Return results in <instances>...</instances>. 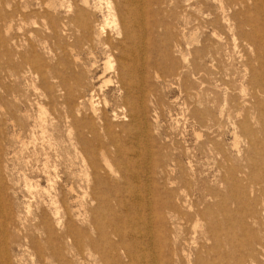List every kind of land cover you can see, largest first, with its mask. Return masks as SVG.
Listing matches in <instances>:
<instances>
[{
  "label": "rangeland",
  "instance_id": "1",
  "mask_svg": "<svg viewBox=\"0 0 264 264\" xmlns=\"http://www.w3.org/2000/svg\"><path fill=\"white\" fill-rule=\"evenodd\" d=\"M88 1L95 14L89 21L92 29L96 24L107 21L103 18L107 13V2L122 5L121 9L136 7L139 12L136 22L139 25L131 30L138 38L135 40L139 46L134 47L133 57L128 61L118 59V54L108 57L103 52L105 47L97 51V73L92 84L98 102L106 98L108 103L106 106L99 104L101 120H97L94 135L87 129L83 132V129L80 130V146L73 144L79 129L73 126L67 129L63 121L67 109L57 96V82L51 78L53 74L50 72V75L32 77L28 74V63L23 56L28 51V40L33 38L41 69L49 67L50 71L52 69L60 74L68 72L69 75L84 78L79 68L68 70L64 67L66 61L71 67L73 62L70 55L64 56L61 51L66 41L61 38L63 32L58 28V19L73 16L77 7H82V1H65V4L73 6L70 12H66L64 8L53 10L48 6L57 5L60 0H0V207L3 206V214L11 215L7 232H4L0 215V240L22 234L21 231L28 226V235L35 233L39 247H43L39 240L42 237L34 229V224L39 221L40 209L50 202L51 197L58 201L62 212L64 206L61 198L68 197V204L71 202L74 213H85V210L96 205V201L90 204L93 186H102L106 189L104 199H107L102 208L107 209L109 215L135 216L133 207L128 206L129 203L132 205L133 200L130 199L133 198L127 189L137 188L143 191L140 193L145 205L154 214H164L170 209L181 216V200L177 196L180 189L189 209L188 228H185V224L181 226L175 246L168 245L174 236L170 234L169 226L160 229L163 246H158V243L154 247L159 255L158 264H264V36L258 42L250 36L251 25H246L242 30L237 26L242 14L253 11L252 0H224L231 30H227V26L221 27L211 17L206 22L194 20L197 14L190 5L197 0H136L133 5H129L128 1L135 0ZM237 2L244 3L243 8ZM214 5L217 6V3L214 2ZM127 8L121 10L125 11L124 15L120 14L130 23ZM214 8H207L205 12L211 13ZM260 15L264 19L263 8ZM51 22L57 27L56 31H43ZM104 27L110 43L117 44L122 37L119 33L120 18L117 17L116 22L110 18ZM214 34L230 38L231 57L224 55L225 51H229L224 46L227 39H224L221 56L214 57L215 52L211 51ZM232 37L235 38L236 49H233ZM108 59L111 69L105 71ZM128 64L132 66V77L127 80V87H130L132 99L139 103L143 111L140 114L141 126L134 125L128 115L127 92L122 89L116 71H113ZM117 113L121 116L114 118L113 115ZM80 117L83 121L91 122L87 114ZM38 119L44 120L45 125ZM105 121L112 125L119 136L117 143L125 150L119 155L121 157L115 154L114 148L107 144V138L103 137L101 125ZM51 122L53 125H50ZM44 129L46 132L42 131ZM51 134L54 146L49 148L48 136ZM88 146L104 148L107 162L115 170V173H110L102 160L97 158L102 183L93 179L85 150ZM136 152L139 157L133 155ZM134 171L139 174L138 179L130 176ZM105 172L117 180L108 178ZM71 186L74 191L66 195ZM107 195H112V198ZM27 207H30V212ZM48 216L52 220L49 213ZM106 218L110 217L106 215ZM97 221L105 226V220L100 216ZM12 222L19 227H14ZM140 230L136 228V231ZM186 239L187 243L191 242L190 246L183 245ZM17 249L15 253L22 254L25 264L42 263L43 259L35 246L28 243V249ZM180 254H185L188 261L182 259ZM121 256L124 257L123 253ZM96 258L99 259L98 256ZM79 264H95L85 249Z\"/></svg>",
  "mask_w": 264,
  "mask_h": 264
},
{
  "label": "bare ground",
  "instance_id": "2",
  "mask_svg": "<svg viewBox=\"0 0 264 264\" xmlns=\"http://www.w3.org/2000/svg\"><path fill=\"white\" fill-rule=\"evenodd\" d=\"M60 1L61 2L58 3L57 5H56V3H54V5L49 4L48 6L53 10H57L56 9L57 7L66 9V12H70L72 10L73 6H71L70 3L65 4V1H69V0H60ZM81 1H82V7H80V8L77 7L76 12L74 11L75 14L73 16L62 17V18L58 19L59 20L58 28L61 29V32H63V36L61 38H63V40L66 41V42H64V45L61 48V51H62L64 56H66V54L70 55L72 62H73V65L71 67L69 62L66 61V64H64V67L68 70H71V68L72 69L73 68H79L81 70V74L83 75L84 78H82L81 76L69 75L68 72H66L64 74H60L59 72H56L55 70H52V69L50 71L49 67L45 70L41 69L40 63H39L40 61L38 59V55H37L36 49H35V40L33 38L31 39V41L28 40V51L25 52V54L23 56V60L28 63V65H27L28 66V74L32 75V77L34 75H39L41 77L44 76L45 74L50 75L49 73L51 72V74H53L51 76V78L56 79V82H57L56 87L59 88V89L57 88L58 93H59V94H57V96L59 97V99L63 100V104H65L66 109H67L66 110L67 115H65L63 121H64V123L67 124V126H68L67 129H69L72 126L74 128L77 127L79 129L78 134H75V136H74L73 144H76V145L81 144L79 141V136L82 137L81 134L83 131H85V129H87V131L89 133L94 135L97 120H98V118H99V120H101L100 115L102 113V110L99 108V104L102 103L103 106L104 105L106 106V104L108 103L106 98H103V99H101L102 101L98 102L96 89L92 84V79L94 78V76L97 73V67L95 66L96 59H97V51L99 50V48L105 47L103 52L105 54H108V57H110L112 54H118V57H120L118 59H124V60H127L130 57H133L134 47H136V45H137V40H135V39H138V38L133 34L134 30H131V28L134 29L136 26L139 25L138 22H136V17L139 13L135 9L136 7L135 8H129V6H128V8L127 7L122 8V9L127 8V12L129 14V17H130V19H129L130 23L129 22L127 23L125 21L126 19H124L122 17L124 15L123 12H125L124 10H123V12H121V10H122L121 6L122 5L121 6L120 5H113L114 3L112 4L111 2H107V6H106L107 7V13H106V15L103 16V18L104 19L106 18L105 20H107V21L111 18L116 22V18L119 17L120 21H121V30L119 32L122 35L121 40L118 41L117 44H112V43H110L108 37L105 36V31H104L105 27L104 26L107 23V21H105L103 24H100V23L96 24L93 29L90 28L89 21H90L91 17L94 16L95 14L91 10V7H90L88 0H81ZM214 2L217 3V6L214 5ZM225 2L226 1H224V0H197V2L195 4L190 5V7H192V9L195 11V14H197L196 17L194 18V20H198V21L204 20L206 22L211 17L217 23H219L221 25V27L223 26V28H224L225 26H227V30L228 29L231 30L230 25H228L229 18L227 19V16L225 14V9H226V5H227V3H225ZM230 2L232 3L234 1H230ZM250 2H251V7H252L253 11L249 14H244V15L242 14V16L240 17V22L238 23V25L237 24L236 25L239 28L241 27L240 30H242V28L245 27L246 25H251L253 28H252V31L250 33V36L252 39L256 38L257 41L259 42L263 39V36H264V19L260 15L261 8L264 9V0H252ZM135 3H136V0L135 1H128L129 5H133ZM138 4H140V3L138 2ZM236 4L241 5L240 8H243L244 3L237 2ZM212 7H215V8L213 9V11L211 13L208 11L209 13L207 14L205 12V9H207V8L212 9ZM231 8H233V6ZM247 8H249V7H247ZM238 9H239V7H238ZM243 10H241V11H243ZM120 12L123 13L122 16H121ZM150 17L152 18V16H150ZM0 18H1V16H0ZM226 23H227V25H226ZM131 25L134 27H132ZM56 28L57 27H55L53 22H51L43 28V31L46 30L47 32H50V31L55 32ZM136 30H138V29H136ZM242 34L245 35V33H242ZM44 36H46V35H44ZM103 36H105V37L102 38ZM213 37H215V40L213 41V47H212L211 51L215 52L214 57L217 55H219V57L221 56L222 51H223L222 47H224V46H226L229 49V51H225L224 55H228L231 57L232 47H231V49L229 48V41H228V39H230V38L227 35L222 37V36L217 35V34H214ZM232 38H233V42H234L235 38L234 37H232ZM224 39H227V42L225 41L226 42L225 45H224ZM143 40H145V39H143ZM47 43H48V41H47ZM235 45L236 44L234 42L233 49L236 47ZM246 45H247V43H246ZM137 46H139V44ZM259 46L261 48H263L262 44H259ZM208 47L210 48V46H208ZM208 52H209V50H208ZM144 56H145V54H144ZM210 61H211V59H210ZM107 64H108V66L105 69V71L111 69V66L109 65L110 64L109 59L107 61ZM154 66H155V62H154ZM131 67L128 64L126 66L117 67L113 71L114 72L116 71L115 74L117 75L118 82L120 83L122 89H125V91L127 92L126 93V101H128L129 112H130V114H128V115H130V118H131V120H133L134 125L141 126L140 125L141 124L140 114L143 111L139 107L140 106V105H138L139 103L137 104L132 99V95L129 93L130 87H127L128 86L127 80H129L132 77ZM152 67H153V65H152ZM8 68H9V66H8ZM26 69H23V70H26ZM20 72H22V71H20ZM10 76H11V74H10ZM238 79H239V77H238ZM84 80H85V82H83ZM234 82H235V80H234ZM10 83H12V81H10ZM11 85H13V84H11ZM260 89H262V88L260 87ZM260 89H258V90H260ZM263 90H260V92ZM16 91H18V90H16ZM124 95H125V93H124ZM107 107H110V106H107ZM202 110H201V112H203ZM221 110H222V108H221ZM207 111H208V108H207ZM81 114H87V116L89 117L88 120L91 119V122L90 121L89 122L83 121V119H81V117H80ZM42 116H44V115H42ZM113 116H114V118H117V117H120L121 114L117 113V114H114ZM39 119H40V117H39ZM39 119H38V121H42V119L41 120H39ZM207 119H209V118H207ZM59 120H61V119H59ZM43 121L41 123H43ZM125 121H127V120H125ZM211 121H213V120H211ZM209 122H210V120H209ZM52 123L53 122H51L50 125H53ZM39 124H40V122H39ZM101 126H102V128H101L102 132L104 134V135L103 134L102 135H103V137L105 136V138H107V141H108L107 144H109L112 148H114L113 150L115 151V154H117L118 156L121 155L123 153V151H125V150L123 149V147H120L118 145L117 138L119 136L113 130L112 125L108 121H105L102 123ZM203 127H206V126H203ZM45 129L42 131H45ZM80 130H82V132ZM141 131H142V129H141ZM125 132H127V131H125ZM42 133H44V132H42ZM41 135H43V134H40V136ZM76 135H78V136H76ZM42 138H44V136H42ZM136 138H138V137H136ZM89 140H91V139H89ZM130 140H132V139H130ZM126 141H128V140H126ZM97 143H99V142H97ZM97 143H95L93 145H96ZM128 143H130V142H128ZM41 144H43V143H41ZM47 145L49 148L54 146L52 134L48 136V144ZM136 147H137V145H136ZM85 150H87L86 156L89 158V163H90L89 167L92 169V176L96 182L100 181L102 183V176L99 175L100 174L99 170L101 169V167H100V164L98 162H96L97 158H100L102 160L103 164H105L108 167L107 170H109L110 173H115V170H113L110 166L111 164L109 165L110 162L109 163L107 162V159H106L107 154H105L104 148L102 149V147H99V146L98 147L95 146L94 148L88 146L87 149H85ZM115 154H114V156H116ZM167 154H168V152H167ZM112 155H113V153H112ZM133 155L136 157H139V153H137V152ZM129 156H131V155H129ZM119 157H121V156H119ZM119 157H117V158H119ZM148 157H149V154H148ZM108 160H110V159H108ZM120 164H122V162H120ZM171 164L173 166V163H171ZM43 167H44V165H43ZM54 167H55V165H54ZM114 167H116V166L114 165ZM126 168H128V167H126ZM47 169H48V167H47ZM51 170L54 171V169H51ZM118 172H116V173H118ZM104 174H106L105 176H107L110 179H116V178L111 177V176L109 177L108 173H106V172ZM140 175H142V174H140ZM160 175H162V174H160ZM45 176H47V175H45ZM130 176L132 178H135V179H138L140 177L137 172L135 173V171L133 174L131 173ZM180 176H182V175H180ZM48 181H49V179H48ZM87 181H88V178H87ZM119 181H120V179H119ZM176 181L177 180H175V182ZM108 182H109V180H108ZM114 182H115V180H114ZM120 182H122V181H120ZM133 182H134V180H133ZM50 183H48V184H50ZM131 183H132V181H131ZM177 183H178V181H177ZM188 184H190V182ZM132 185H134V184H132ZM122 187H124V186H122ZM145 187H148V186H145ZM183 187H184V185L182 186V189H183ZM179 188H181V187H179ZM131 189L132 190L127 189V191H129V193L131 194V196L133 198L130 200H133V201L131 202L132 205H130V203H129L128 206H130V208L133 207L132 210L135 212V214H136L135 216H130V215L129 216H127V215L121 216V214L119 216L117 214H116L117 216L116 215H109L106 212L107 209L102 208V204L103 203L105 204L104 200L106 199V198L104 199V193H105L106 189L103 188L102 186H99L98 188H96V186H93L94 192L92 193L93 196L90 200V204L93 203V201H96V205L92 209L85 210V213L82 211H77V213L76 212L74 213V211L71 209L73 205L71 204V202H69V204H68V199H67L68 197L67 198H65V197L61 198V202L64 206V211L62 212L60 210V207H58V203H57L58 201L54 197H51V198L49 197L50 202L48 204L47 203L44 204V207L40 209L41 216H39V218H38L39 221H37V223L34 224V229L39 231V233L42 237V239H39V240H41L43 247H39L40 243L36 241L38 237L34 236L35 233L32 235H28V226H27L21 231L22 234L11 235L10 239L5 238L3 240H0V264H25V260L23 259L22 254L21 255L16 254L15 248L21 249V248L25 247L26 249H28V243H29V245L35 246L36 249L38 248L37 252L41 256V259H43L41 261L42 262L41 264H79L82 261V251L84 249L87 251V254L89 257H93L95 264H158L159 263V255H157V252L154 250V247H155V244L159 243L158 246H160L164 242V240H163L164 238H162L160 235V234H162V233H160V229L161 228L167 229V226H169L168 227L169 232L171 235L173 234L174 236L170 240V242H168V245L170 244V245L175 246L177 244V237H178L177 234L181 230V226L183 227L185 224V228H188L187 222L190 221V220H187V217L189 216V214L187 213L188 212L187 210H189L188 206H187L186 201L183 197L184 195L181 192H179L180 191V189H179V191L177 192V196L181 200L180 206H179V209L181 211V216H177L179 213H177V215H176L170 209H168V211H166L164 214L157 213V212H155V214H154L152 212V210L150 208H147L148 206L145 205L144 197L141 195V193L143 191L141 192L137 188H131ZM177 189H178V187H177ZM117 190H118V188H117ZM28 191H30V189H28ZM73 191H74V188L71 186L69 188V190H67L66 195L72 194ZM145 191L148 192V189L146 188ZM108 192H109V190H108ZM111 196H108V197H111ZM124 196H123V198H124ZM100 197H101V199H100ZM84 198L85 197L83 196L82 199L85 200ZM121 198H122V196H121ZM174 199H175V197H174ZM118 200H119V198H118ZM101 201H102V203H101ZM110 201H112V199ZM200 201H201V199H200ZM112 202H114V201H112ZM118 202H120V201H118ZM143 203H144V205L142 206ZM177 204H179V203H177ZM118 205H117V207H118ZM175 205H176V203H175ZM79 206L82 207L83 205L80 204ZM124 206H122V207L124 208ZM108 207L110 208L111 206H108ZM112 207H113V205H112ZM149 207H150V205H149ZM27 208H29V212H30V207H27ZM128 209H129V207H128ZM127 210H125V211H127ZM118 211H120V210L118 209ZM133 211L131 213H133ZM48 213L50 214L52 220L49 218ZM27 214L30 215L29 213H27ZM0 215H1L2 220L4 222L3 223L4 232H7L8 225L10 224L8 221L11 220V215H10V213H4L3 214V206L0 207ZM106 215L110 218L109 219L106 218ZM64 216H65V218H64ZM98 216H100L102 219L105 220V226L103 225V222L97 221ZM20 219L21 218H19V220ZM183 221H185V222H183ZM106 222H108V224ZM12 224L16 228L19 227V225L16 223L14 224V222H12ZM155 224H157V226H155ZM194 227H196V226H194ZM136 228H141V230L136 231ZM93 234H94V236H93ZM167 234H168V231H167ZM187 241H188V239H186L185 242H183L184 246H185V244L187 246H190L191 242L189 241L187 243ZM19 249H17V250H19ZM24 250L25 249H23V251ZM157 251L160 252L159 250H157ZM167 251H169V250H167ZM174 251H176V250H174ZM121 253H123L124 257L121 256ZM168 255H170V254H168ZM96 256H98L99 259L96 258ZM181 256H182L181 257L182 259L187 260V256L185 254H182ZM165 257H167V256H165ZM172 257H174V256H172ZM177 257H179V256H177ZM168 259H170V258H168ZM172 259H174V258H172ZM168 263H169V261H168Z\"/></svg>",
  "mask_w": 264,
  "mask_h": 264
}]
</instances>
